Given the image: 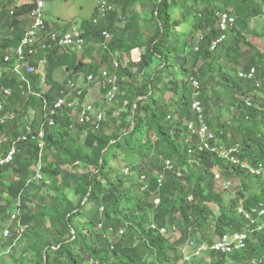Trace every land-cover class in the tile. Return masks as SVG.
<instances>
[{"label": "trees", "instance_id": "16d2710c", "mask_svg": "<svg viewBox=\"0 0 264 264\" xmlns=\"http://www.w3.org/2000/svg\"><path fill=\"white\" fill-rule=\"evenodd\" d=\"M112 3L107 17L94 22L96 13L81 21L84 56L53 50L45 81L40 73L27 75L30 92L4 61L3 52L20 44L34 3L0 0L15 11L12 16L8 8L0 12V23H5L0 35V117H6L0 123V153L15 141L19 148L12 163L0 166V249L12 250V263L2 257L0 264H264V227L252 222L257 213L249 219L238 212L240 206L252 212L264 205V176L247 167L264 164V98H259L264 92V50L246 36L260 34L264 0ZM178 9L180 18L174 17ZM223 11L232 13L235 22L211 49L224 33L218 27ZM105 31L112 36L108 42ZM139 50L137 61L131 56ZM95 51L101 54L99 62ZM156 59L162 64L150 75L135 73L136 64L145 68ZM242 61L245 69L257 68L255 78L239 77ZM102 65L118 76L116 98L124 110L112 107L104 122L90 124L66 105L54 115L55 124L47 125L45 104L54 106L61 91L68 92L55 79L59 67H66L68 78L75 79L82 71L86 77L97 74ZM194 79L200 82L198 96ZM113 88L108 82L103 90L108 94ZM7 89L10 94L5 95ZM222 91L229 96L224 106ZM86 98L84 90L80 111ZM197 98L212 130L223 131L228 144L240 145L245 166L208 150L189 152L187 123L197 118ZM43 124L45 148L40 156L39 139L22 138L30 134L29 127L37 132ZM81 164L86 171L80 170ZM38 169L44 179H36ZM217 169L236 185L235 194L220 188ZM31 197L40 201L37 212L29 205ZM18 201L20 219L29 228L15 241L14 236L4 238L3 232ZM47 217L51 223L45 227ZM236 232L248 233L245 248H212Z\"/></svg>", "mask_w": 264, "mask_h": 264}, {"label": "built area", "instance_id": "2783aa9c", "mask_svg": "<svg viewBox=\"0 0 264 264\" xmlns=\"http://www.w3.org/2000/svg\"><path fill=\"white\" fill-rule=\"evenodd\" d=\"M46 0H32L34 3L30 10L29 16L31 18L30 24L26 27L23 38L19 45L15 47H9L4 50L3 58L4 61L10 63L11 69L25 82L26 86L29 87L31 91V81L28 79V74L41 73L42 81L46 78V66L49 64V52L59 51L63 53H82L86 46V39L84 38V29L82 24H72L69 29H55L49 28L46 24L44 7ZM7 7L0 5V12H2ZM9 16L14 15V8L9 7ZM113 9L111 0H99V14L100 17H105L109 11ZM264 17V15H263ZM94 22H98V18L94 19ZM235 22V16L228 12L223 11L218 13V27L224 31V33L217 40L213 41L211 49H215L217 43L219 44L221 40L226 38V33ZM2 23H0V28ZM107 42L111 39L110 33L105 31ZM114 64L116 67L120 65L117 58L114 59ZM44 70H40L41 68ZM257 75V68L255 66L250 69L242 68L239 70V77L243 79H253ZM102 76L108 80L109 83L114 85V88L108 93L112 97H116L118 92V76L111 73L108 69L103 70ZM94 79L93 74L89 75V80ZM106 82V83H108ZM68 92L61 91V95L57 99L54 106H49L45 104V123L48 125H54L55 119L54 115L60 113V110L68 105L70 108L77 109L80 103L81 95L84 89L77 86L74 79H68ZM193 84L196 88V95H199L200 82L196 79L193 80ZM264 84V83H263ZM34 93V92H33ZM10 94V90H5V95ZM35 94V93H34ZM68 94H73V96L68 99ZM3 104H0V108ZM51 108V109H50ZM193 108L197 114L195 120H190L187 123L188 131L190 136L187 138V143H189V152L199 151H211L221 158H224L234 164H241L239 157L241 153V147L239 144H228L223 140V131H214L209 126L208 122L205 120L203 114V105L200 99H196L193 104ZM50 109V110H49ZM80 120L83 123L100 124L104 121V113L101 111H96L94 105L90 102H86L82 105V111L80 113ZM6 117H0V123L4 122ZM30 134L24 136L22 139L27 140L33 137L39 139L38 145L40 149L44 146L45 126L44 124L40 127L37 132L29 127ZM197 137L198 140L194 144L192 143L193 138ZM19 151L18 142L12 143L8 150L4 153H0V165L10 164L14 161V158ZM169 165V161H168ZM169 167H173L170 165ZM251 173L263 175L264 176V164L258 167L247 166ZM215 178L218 181H222V184L229 187L232 182L230 180H224L222 172L217 169L215 171ZM36 179H42V174L40 169L37 170ZM156 204L159 203V199H156ZM20 205L21 202L18 201L16 204V209L12 212L11 218H9L4 232L3 237L9 238L14 236L15 241L21 239L23 234L28 230L29 224L23 223L20 219ZM240 214L245 215L247 218L251 219L253 213H257L256 219H251L253 223L258 224L257 228L262 229L264 227V205L260 209H253L252 212L245 211L243 207L238 208ZM248 238L247 232H236L232 235H225L221 241L214 244L212 248L223 251L231 252L234 249H243L246 246V240ZM202 249H206L204 246ZM91 264L93 260L90 261Z\"/></svg>", "mask_w": 264, "mask_h": 264}, {"label": "rangeland", "instance_id": "374dc122", "mask_svg": "<svg viewBox=\"0 0 264 264\" xmlns=\"http://www.w3.org/2000/svg\"><path fill=\"white\" fill-rule=\"evenodd\" d=\"M20 1L21 2H25V1H28V0H20ZM111 3H112V0H111ZM9 7H12V6H7V8H9ZM98 7H99V0H46L45 1V7H44L45 20H46V22H47V24L49 25L50 28L69 29L70 26L73 23L79 25L82 20H85V19L91 20L93 15L96 14V13L98 14L97 18H98V21H99L100 14H99ZM112 7L114 9L113 3H112ZM174 17H176V18H180L181 17L180 9H178L177 11L174 12ZM260 19H261L260 20L261 22H260L259 30H258L260 32V34H247L246 36H247L248 40L253 42V44L258 46L260 49L264 50V21H262L264 19V17H262ZM117 24L120 25V24H122V22L117 20ZM4 26H5V23H2V27L0 28V35L2 33V28ZM111 37L112 36L110 35V38ZM197 41H196V43H197ZM216 46H218V43H217ZM50 54H52V51L49 52V55ZM79 54H81V53H79ZM84 54H83V56H84ZM140 56H141V53H140V50H139V51H135L132 54L131 57L135 58V60L138 61L140 59ZM93 57H95L97 62H99L101 60V54L98 51H95L93 53ZM245 63H246L245 61H242V64H241V66L238 69V75H239V70L243 68ZM160 64H162L161 60H158V59H156L154 62L150 63V65L145 66V68H140V65L136 64V66L134 68V71L139 76L141 75V77L148 76L152 72H154V70L157 69V67ZM47 66H46V69H47ZM141 67H143V65ZM174 67H175V70L177 71V66L175 65ZM213 68L216 71L215 66ZM101 69L102 70L104 69V70L107 71L106 65H102ZM40 70L43 71L44 68L42 67ZM58 70H59V72H57V76L59 77V80L66 85L67 80H68V79H65L66 78V70H64L63 67H59ZM86 72L82 71V73H80L79 75L75 76V79H74V81L76 82L77 86H79L81 89L86 90V92H87V98L85 99L84 102L85 103L86 102L92 103L94 105V108H95L96 111L103 112L104 113V120H105V118H107V116H106L107 115L106 114L107 111L110 110L112 107L116 108L115 106H118L117 109H116V112H122L124 110L123 104H121V102L119 100H117L116 97H112L111 95L105 93L104 90H103L104 84H106V82H108V80L106 78H103V76H101V78H100V77H97V74L91 73V74H94L97 78L95 77L94 79H92L90 81L89 80V76L86 77ZM48 73H49V76H51V73H50L49 70H48ZM214 75H216V73ZM55 77H56V74H55ZM47 87H48V84H46V86L43 89H47ZM210 92H211V90H209V93ZM171 94L172 93L170 91L166 92V96L167 97L171 96ZM72 96H73V94H68V99H70ZM228 97H229L228 94L225 91H222V98L224 100L223 103H222L223 106L227 103ZM259 98H260V100H262L264 98V92H262V94H259ZM216 110H218V109H216ZM233 111H235V109H233ZM80 113H81V111L78 108L75 109V114L80 116ZM34 115H35V113L31 112V120L33 119ZM36 117H38V121H39L40 118H41V114L39 116V113H37ZM38 121L34 122V124L37 125ZM76 129L77 128L74 126L72 128V132H76ZM85 138H86V135L83 134L80 137L81 142H84ZM44 148H45V141H44V146L40 149V156H42ZM80 170L81 171H86V169H85L83 164L80 165ZM40 172H41V170H40ZM41 174H42V179H44V174L42 172H41ZM47 180H48V178L45 180V182ZM60 181H61V179H59V182ZM217 182H219V184H221L220 188H224L225 187L222 184L221 180L220 181L217 180ZM50 184H51V182H50ZM235 186H236L235 184H231L228 187L227 192H229L231 194H235V191H236L235 190ZM31 198H32L31 199L32 201L30 200L31 203L29 205L32 207V210L37 212L38 209H39L40 201H39V199L37 197H31ZM213 207H214L215 212H218V210H219L218 206L216 205V206H213ZM50 223H51L50 218L47 217L46 218V226L45 227L49 226ZM0 234H1V232H0ZM3 240H5V239H2L1 242H3ZM9 249H10V246H8L7 248L0 249V259L2 257H5V260L8 263L9 262L12 263V260L9 257V254L12 251L11 249H10L9 252L3 253V255H2L3 250H9ZM16 251H19V249H17ZM197 254H198L197 257L202 256V253H197ZM188 259L189 258H187V260Z\"/></svg>", "mask_w": 264, "mask_h": 264}, {"label": "crops", "instance_id": "0c3cea01", "mask_svg": "<svg viewBox=\"0 0 264 264\" xmlns=\"http://www.w3.org/2000/svg\"><path fill=\"white\" fill-rule=\"evenodd\" d=\"M8 19H9V17H8ZM6 20H7V19H6ZM7 21H8V20H7ZM27 26H28V25H27ZM27 26H26V27H27ZM26 27H25V28H26ZM49 28H50V27H49ZM57 29H59V28H57ZM86 47H87V46H85L84 50L86 49ZM94 58H95V57H94ZM63 69L66 70V78H65V79H69V78H68V75H69L68 70L66 69V67H63ZM100 69H101V68H100ZM103 70H104V69H103ZM103 70L101 69L100 72L97 73V77H100V78H101ZM57 72H59V70L56 71V77H55V79H56L60 84H64V83H62V82L59 80V77L57 76ZM71 73H72V72H71ZM100 74H101V75H100ZM103 78H104V77H103ZM67 81H68V80H67ZM67 84H68V83H66V89H65V90L68 91V85H67ZM198 99H199V98H198ZM200 100H201V99H200ZM84 103H85V102H84ZM84 103H83V104H84ZM202 105H203V104H202Z\"/></svg>", "mask_w": 264, "mask_h": 264}]
</instances>
